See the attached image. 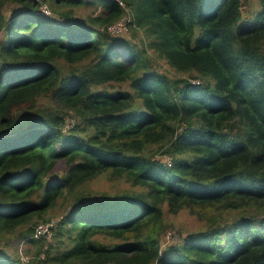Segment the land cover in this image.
Here are the masks:
<instances>
[{"label": "trees", "instance_id": "trees-1", "mask_svg": "<svg viewBox=\"0 0 264 264\" xmlns=\"http://www.w3.org/2000/svg\"><path fill=\"white\" fill-rule=\"evenodd\" d=\"M119 1L0 0V264H264V0ZM179 211L200 227L164 245Z\"/></svg>", "mask_w": 264, "mask_h": 264}, {"label": "rangeland", "instance_id": "rangeland-1", "mask_svg": "<svg viewBox=\"0 0 264 264\" xmlns=\"http://www.w3.org/2000/svg\"><path fill=\"white\" fill-rule=\"evenodd\" d=\"M253 5H251V7H255V2L256 0H250ZM15 5L13 3H9L4 7L5 13L9 14L12 10V7H14ZM250 8L243 3L242 4V12L244 16H247L248 10ZM15 10V9H14ZM45 10V11H44ZM41 14L44 15H48L51 16L52 14L49 12V7L48 9L45 8V6H43L42 8L39 9ZM127 11V10H126ZM81 14H93V7L92 6H85L83 8H81L80 10ZM125 15V12H124ZM130 20L131 16H130V12L128 10V13L126 14ZM120 21L119 23H116L114 25H112V27L109 29L111 35L114 36H120V35H124L125 38L132 40L133 42H137L138 44H140V42H138L139 38L142 37V33L140 30H137L135 34H132V30H130V34H126V23L124 21V19L118 20ZM124 23V25H123ZM112 32H118L117 35L113 34ZM159 68L161 71L166 72L169 75H174L175 73L173 72V70L167 65L165 64L163 61H159ZM186 74H184L185 76ZM192 83L194 84H198L199 81L198 80H191ZM120 87L119 84L114 83L113 85H111L108 88H118ZM42 102L46 103L48 102L46 99L41 100ZM155 158L160 159L164 164L171 166L172 164V156L170 154H163V155H156ZM63 165L60 164V167L57 168L56 173H58L59 175H61L63 173ZM129 184L123 180H118V181H112L109 180L105 174H101L98 175L97 177L92 178L90 181H86L85 183V190L88 188L91 192H97V193H115L119 190H122L124 188H128ZM67 197H59L56 200V205L54 206V209L51 210L50 212V216L51 219L54 220H58L60 213L62 214L63 212H65L67 206H68V200H66ZM163 223L166 224L167 227V231L172 232V236L170 238V232L166 231V234H164V238L166 240L165 244H169L172 243V241L174 240V238L176 236H174L173 234L174 232V228L177 229H181V230H188V231H192L193 229H196L198 227H200V223L197 220V217L194 215L189 214L187 211H179L177 213V215H172L169 213H164V219H163ZM168 225V226H167ZM23 226L19 227V230L22 228ZM18 230L14 231L13 233L7 235L6 238V242L4 245V249L6 250V254L9 255L10 257H19L23 262L25 260H29V256L33 254L34 250L31 249L33 248L31 246V243H29V240H23L22 238H19L17 236ZM184 234L181 233L180 236ZM48 240L53 238V231L51 233V236L47 237ZM104 239V238H101ZM44 241H46L45 239H43ZM53 240V239H52ZM63 240V245L65 246L66 244H68V240H67V235H63L62 237ZM56 244V240L54 241V245ZM18 248V249H17ZM56 250L53 251V254L58 253L59 249L55 248Z\"/></svg>", "mask_w": 264, "mask_h": 264}, {"label": "built area", "instance_id": "built-area-1", "mask_svg": "<svg viewBox=\"0 0 264 264\" xmlns=\"http://www.w3.org/2000/svg\"><path fill=\"white\" fill-rule=\"evenodd\" d=\"M38 1H42V0H38ZM45 6L46 9H48V5L46 3L42 4L41 5V8ZM45 11V10H44ZM120 21H117L115 22L114 24L116 23H119ZM112 24V25H114ZM112 25H110L108 27V30L112 27ZM124 25V23H123ZM110 32V31H109ZM113 34L117 35L118 32H112ZM51 233H52V228H51V224L49 222H39L36 226H35V230H34V236L35 237H39V236H42V235H46V236H51Z\"/></svg>", "mask_w": 264, "mask_h": 264}, {"label": "clouds", "instance_id": "clouds-1", "mask_svg": "<svg viewBox=\"0 0 264 264\" xmlns=\"http://www.w3.org/2000/svg\"><path fill=\"white\" fill-rule=\"evenodd\" d=\"M118 1H119V0H118ZM119 3H120V5L124 8V11H126V10L128 11V9L124 7V5L122 4V2L119 1ZM49 12H50V9H49ZM109 26H110V25H109ZM109 26H108V27H109ZM108 27H107V30H108ZM108 32H109V30H108ZM109 33H110V32H109ZM110 34H111V33H110ZM39 222H41V221H39ZM39 222H38V223H39ZM38 223H37V224H38ZM37 224H36V225H37ZM34 230H35V229H34ZM52 231H53V230H52ZM33 237H34V238H42V237H44V238L48 239V238H47L48 236H46V235H42V236H39V237H35V236L33 235ZM28 239H30V237H28ZM17 249H18V248H17ZM26 261H28V260H25L24 262H26Z\"/></svg>", "mask_w": 264, "mask_h": 264}]
</instances>
